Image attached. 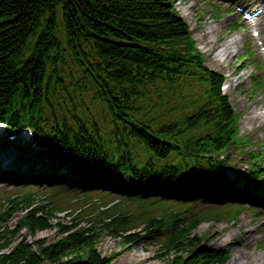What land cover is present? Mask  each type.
Listing matches in <instances>:
<instances>
[{"label": "trees", "instance_id": "1", "mask_svg": "<svg viewBox=\"0 0 264 264\" xmlns=\"http://www.w3.org/2000/svg\"><path fill=\"white\" fill-rule=\"evenodd\" d=\"M223 82L172 0H0V120L32 127L82 181L134 180L69 223H54L68 209L29 193L0 205V264H113L123 252L103 256L106 237L124 250L163 237L165 264H225L195 233L212 214L190 216L193 197L173 190L224 169L213 155L239 129ZM54 227L53 241L37 238Z\"/></svg>", "mask_w": 264, "mask_h": 264}, {"label": "rangeland", "instance_id": "2", "mask_svg": "<svg viewBox=\"0 0 264 264\" xmlns=\"http://www.w3.org/2000/svg\"><path fill=\"white\" fill-rule=\"evenodd\" d=\"M173 1L175 2L182 17L191 26L194 39L196 40L201 52L204 54L208 66L227 76L228 81L226 84V92L230 96L236 111L240 115V136L242 138L249 139V142L241 144L240 147L232 148L226 153L225 158H228L232 171H236L237 175H239L238 172L243 169L245 173L244 175H246L250 173V166L252 163V160L247 152H255V150L261 152L264 150V130L257 132L245 124L247 113L253 112L254 109L262 113L264 116V89L257 93L253 91L256 83L259 80H264V72H262V70L259 69L254 62L242 60L252 50L256 54V60L264 68V57L260 56V54L264 52V43L261 40L262 36H264V16L261 18L259 26L256 27V29L260 30L261 33V37L257 38L253 34L254 29L252 27H247L250 26V23L246 18V14L251 12L254 8L256 0H239L242 1L240 4H243L246 8L245 13L243 14L239 13L237 9L232 8L229 4L231 0ZM249 1H253V3L250 4ZM262 1L264 3V0ZM221 10L228 11L230 14L222 19H219L217 14H220ZM235 22L244 26L242 31L233 32V25ZM208 33H211L210 38L216 41V44L221 49L220 52L226 48L230 49L233 54L229 59L227 57L224 58L223 62H221L222 65L220 66L213 63L212 58L215 52H210L208 50L209 47H207L202 40V36ZM221 58H223V56ZM28 134L30 133L26 131L23 134L21 133L19 137L23 141H27V139L30 138ZM259 163L262 168H264V158L259 160ZM26 167L28 166H18L15 161L9 162L3 169L15 173ZM218 181L219 182L216 183V186H212L213 188L223 187L224 180L219 179ZM263 181L264 176L257 182V184L264 183ZM241 183H244V178L242 177L235 182V185L240 187ZM259 186L263 185H256V187ZM3 187L6 186L0 185V191L6 192L10 196L15 197L16 189H5ZM50 188L52 187L40 185L32 190L37 192L35 195L36 199L40 200L46 196L53 197L52 195L56 194L60 190L59 187L53 188V190ZM241 189L243 190V187H241ZM262 192H264V189ZM77 195L84 197L83 202L85 203L91 200L85 197L96 198L98 196L96 192L88 195H85L84 192H79ZM52 200L56 203V207L60 206L58 198L53 197ZM10 204L11 203H9L7 207H9ZM260 204L261 203L258 199H252L250 203H242V217L244 220L241 217L237 223H229L228 220H222L220 222H205L198 230L195 231V233L202 238L203 244L207 247L217 251H223L229 255V259L225 264H232L231 260L237 256L238 258L235 260V264L239 257L245 254L253 258H264V210L260 208ZM50 206L54 207V204L51 203ZM203 207L209 208L211 206L207 205ZM68 214L69 212L63 214L58 213L54 223H69L71 216ZM22 215V212L14 214L13 219L8 222V225L16 227V224H18L23 217ZM134 219L136 221H140L136 218ZM249 231L253 232L252 238L255 237V242L253 243L247 241L249 238ZM22 234L25 235L26 231L23 230ZM58 234L57 228L54 227L52 230L39 232L37 234V238L53 241L57 238ZM29 239L33 240L32 238ZM163 240L164 238L152 243L144 242L141 243L140 246L124 250L122 248V241L106 237L100 245V252L105 257H110L114 253L117 254L119 252H123V254L119 256L113 264H165V262L160 259L163 254L161 248Z\"/></svg>", "mask_w": 264, "mask_h": 264}, {"label": "bare ground", "instance_id": "3", "mask_svg": "<svg viewBox=\"0 0 264 264\" xmlns=\"http://www.w3.org/2000/svg\"><path fill=\"white\" fill-rule=\"evenodd\" d=\"M211 36V33H208V34H205L202 36V40L203 42L206 44L208 48V50L210 52H215L214 56H213V63L215 65H222L221 62H223V59L224 58H231L232 57V53L230 51V49H226L224 48L222 50V52H220V48L219 46L216 44V41L212 40L210 38ZM226 49V50H225ZM221 53V54H220ZM220 54V55H219ZM223 56V58H221ZM225 62V61H224ZM245 124L247 126H249L251 129H253L254 131H261V130H264V116L262 113L256 111L255 109L253 110V112H248L247 115H246V118H245ZM20 142V145L25 147V148H28L30 149L31 151L33 150V146L31 144H27L26 141H23L21 138L18 140ZM44 159L46 160H50V157H45ZM34 161V160H33ZM31 160H23L22 162L20 163H17L18 166L20 167H23V166H28L29 168H37V165L35 162H33ZM9 162H6L4 160H1V164L3 165H7ZM26 167V168H28ZM62 172V170H60ZM244 220V218H243ZM253 237V232L249 231V238L247 239V241L249 242H255V237ZM237 256L234 257L232 260H231V263L234 264L235 260H237ZM235 264H264V258L262 257H250L249 255L245 254L243 256H240L238 261L235 263Z\"/></svg>", "mask_w": 264, "mask_h": 264}, {"label": "water", "instance_id": "4", "mask_svg": "<svg viewBox=\"0 0 264 264\" xmlns=\"http://www.w3.org/2000/svg\"><path fill=\"white\" fill-rule=\"evenodd\" d=\"M65 264H94V263L90 262L88 259H83V260H76V261L68 262Z\"/></svg>", "mask_w": 264, "mask_h": 264}]
</instances>
